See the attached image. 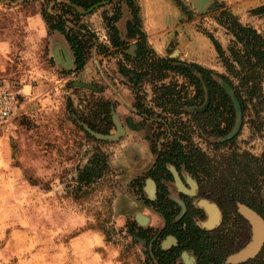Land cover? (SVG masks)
Wrapping results in <instances>:
<instances>
[{"label":"rangeland","instance_id":"obj_1","mask_svg":"<svg viewBox=\"0 0 264 264\" xmlns=\"http://www.w3.org/2000/svg\"><path fill=\"white\" fill-rule=\"evenodd\" d=\"M45 1L0 0V87L18 98L15 117L0 124V264H156L152 243L164 220L149 204L155 200L147 191L150 182L155 188L160 177L179 210L175 200L185 204L182 197H187L198 209L195 203L201 199L178 190L169 171L173 166L165 165L170 177L158 170V154L176 142L216 162L233 152L264 159V134L249 124L254 119L250 113L241 130L226 138L200 135L189 115L200 109L178 107L173 112L159 99L162 85H186L176 79L180 76L169 73L166 80L139 83L123 76L124 71H141L132 50L126 52L129 61L110 46L114 54L107 56L92 50L80 73L63 70L51 53L50 35L58 33L48 31L41 17ZM206 1L207 6L197 8ZM137 3L143 41L158 58L222 74L205 36L212 35L223 48L229 42L214 20L216 5L264 36V16L253 13L264 0ZM101 12L82 22L99 43L109 45ZM128 19L122 6L118 28L128 25ZM185 88L191 98L192 86ZM262 89L264 94V81ZM85 128L112 138H96ZM99 154L107 164L102 178L78 185L79 171ZM177 173L190 189L187 177L196 180L183 167ZM261 189L264 200V184ZM206 219L204 212V219L195 223ZM167 238L158 240L163 249L170 243ZM230 258L225 264H231ZM178 262L184 264L182 257Z\"/></svg>","mask_w":264,"mask_h":264},{"label":"trees","instance_id":"obj_2","mask_svg":"<svg viewBox=\"0 0 264 264\" xmlns=\"http://www.w3.org/2000/svg\"><path fill=\"white\" fill-rule=\"evenodd\" d=\"M50 2L51 9L47 10ZM122 6L130 12L138 37L133 59L126 53L128 46L121 40L117 28ZM214 7V20L230 39L223 48L212 35L205 36L215 49L224 71L222 74L200 66L158 58L143 41L137 0H46L41 17L48 31L64 36L74 56V72L79 73L84 69L92 50L104 56L114 54L109 52L110 46L122 54L124 60L132 59L141 65L140 72L129 71L138 83L144 80L162 81L169 73L185 79L186 85L193 88L191 98L187 97L185 84L162 85L157 92L163 103L173 107V112L178 107L200 109L189 113L200 135L222 139L229 136L236 126V107L223 85L230 89L238 103L241 115L239 130L246 124L247 114L252 113L254 119H250L249 124L255 131L264 134V118L261 116L264 108V36L253 27L242 24L227 8L223 9L224 6ZM220 8L223 10L217 12ZM99 10H102L101 18L109 45L99 43L96 33L82 22L83 17ZM253 13L264 16V3ZM158 161V170L166 177H170V174L165 165H171L177 171L183 167L197 181V197L216 204L222 211L223 222L214 230L199 228L195 220H203L204 213L193 207L189 200H186L185 213L175 221L179 207L168 199L167 188L160 177L156 178V200L149 204L157 209L167 224L159 238L172 236L176 240V246L168 250H162L158 242L152 244L151 252L156 264H180L178 259L182 252L191 253L195 264H225L226 259L245 248L251 238V226L238 213V206L251 210L264 225L261 189L264 184L263 158L233 152L216 162L198 150L191 148L186 151L180 143L173 142L158 154ZM106 170L105 157L99 154L79 171L77 184L89 186L95 179H101ZM241 264H264V242L252 258Z\"/></svg>","mask_w":264,"mask_h":264},{"label":"water","instance_id":"obj_3","mask_svg":"<svg viewBox=\"0 0 264 264\" xmlns=\"http://www.w3.org/2000/svg\"><path fill=\"white\" fill-rule=\"evenodd\" d=\"M208 4H209L208 1H206L203 4V6H201L202 5L201 4L200 5L201 7L200 6L199 7L204 8ZM223 87L231 95V97L234 101L236 111H237V123H236V126H235L233 131L236 130L238 132L240 124H241V115H240L239 106H238V103L236 102V99L232 95V92L230 91V89L225 85H223ZM85 129L89 132V134H91L92 136H94L96 138L103 139V140H110L112 138L110 136H103V135L94 133L87 128H85ZM233 131H232V133H233ZM232 137H230L228 139H231ZM169 171L173 176L174 182H175L178 190H180L182 193H184L190 197H196L197 196L198 185H197L196 181L187 177V182H188L190 189H186L183 186L182 181H181L177 171L173 167H169ZM150 184H151L150 190L147 188V191L149 194L155 196V188H154L153 182H150ZM175 202L177 204H179V206L181 207V212L177 218V220H178L185 213L186 206H185V204H183L179 200H175ZM195 206L198 209L203 210L207 215L206 221L197 225L199 228H201L203 230L210 231V230H213L214 228H216L220 224L221 215H220V211H219L218 207L216 206V204H214L213 202H210L208 200H205V199H199L195 203ZM239 208H240L239 211L242 214V216L246 220H248L252 226V230H253L252 231V240L245 248H243L241 251H239L237 254L233 255L230 258L229 263H231V264L232 263L233 264H239V263H242V262L248 260L249 258H252L259 251V249L261 248V246L264 242V225H263L261 219L255 213H253L251 210H249L248 208H246L244 206H239ZM167 240L169 242H172L173 244L176 243V240L173 237H168ZM182 259L184 261V264H195L194 258L189 257V255L186 252L182 253Z\"/></svg>","mask_w":264,"mask_h":264},{"label":"crops","instance_id":"obj_4","mask_svg":"<svg viewBox=\"0 0 264 264\" xmlns=\"http://www.w3.org/2000/svg\"><path fill=\"white\" fill-rule=\"evenodd\" d=\"M126 10L128 12V16H129V19H128L129 24L127 25L126 23H124L122 25L123 31L120 28H118V26H117V28H118L119 36H120L121 40L123 42H125L128 46L127 51L132 50V53L134 54V57H135L136 42H137L138 37L135 33V29H134V26L132 23V18H131L130 12L128 11L127 8H126ZM44 33H46V31ZM50 43L52 46L51 47L52 57H54V59L56 60L57 65L65 71L74 70V68H75L74 56H73V53H72L70 47L68 46L67 42L65 41L64 36L60 33L54 34V35L51 34L50 35ZM55 43H57V45H58L57 49H55ZM123 73H124L123 76H126V78H128V80H131V81L136 80L137 81V78L133 74H129L128 71L127 72L124 71ZM176 79L185 80L181 76L179 78L176 77ZM80 81H82V80H80Z\"/></svg>","mask_w":264,"mask_h":264},{"label":"built area","instance_id":"obj_5","mask_svg":"<svg viewBox=\"0 0 264 264\" xmlns=\"http://www.w3.org/2000/svg\"><path fill=\"white\" fill-rule=\"evenodd\" d=\"M17 106V94L7 87H0V124L15 117Z\"/></svg>","mask_w":264,"mask_h":264},{"label":"flooded vegetation","instance_id":"obj_6","mask_svg":"<svg viewBox=\"0 0 264 264\" xmlns=\"http://www.w3.org/2000/svg\"><path fill=\"white\" fill-rule=\"evenodd\" d=\"M203 6V5H202ZM197 7V6H196ZM197 8H199V7H197ZM198 112V111H197ZM182 113H184V112H182ZM181 113V114H182ZM195 113V112H194ZM198 185V184H197ZM156 194H157V185H156V182H155V200H156ZM197 195H198V192H197ZM182 198H184L183 199V201H184V203L186 204V200H189L187 197H182ZM170 200V199H169ZM172 201V200H171ZM173 202V201H172ZM191 204V203H190ZM192 205V204H191ZM217 206V205H216ZM218 207V206H217ZM218 209H219V211H220V215H221V220H220V224L216 227V228H218L221 224H222V222H223V214H222V211H221V209L218 207ZM239 206H238V213L240 214V215H242L241 213H240V211H239ZM180 211H181V209H180ZM180 213V212H179ZM204 213V212H203ZM163 220H164V225H163V228H162V230L160 231V233L158 234V236L155 238V240L153 241V243H154V245L158 242V240H159V236H160V234L164 231V229L166 228V221H165V219L163 218ZM179 220V219H178ZM178 220H175V221H178ZM248 221V220H247ZM249 222V221H248ZM249 224H250V222H249ZM250 226H251V224H250ZM216 228H214V229H216ZM213 229V230H214ZM250 233H251V238H250V242H251V240H252V226H251V228H250ZM167 237H170V236H164L163 237V239H165V238H167ZM172 237V236H171ZM174 238V237H173ZM249 242V243H250ZM152 243V244H153ZM248 243V244H249ZM247 244V245H248ZM246 245V246H247ZM176 246V243L175 244H173L172 242H170V243H168V247L167 248H165V249H163L162 247H160L162 250H168V249H170V248H172V247H175ZM245 246V247H246ZM242 250V249H241ZM240 250V251H241ZM183 253V252H182ZM182 253H181V257H182ZM238 253V252H237ZM237 253H235V254H237ZM235 254H233V255H235ZM233 255H230L228 258H230V257H232ZM227 258V259H228ZM245 262V261H244ZM243 263V262H242ZM239 264H241V263H239Z\"/></svg>","mask_w":264,"mask_h":264},{"label":"bare ground","instance_id":"obj_7","mask_svg":"<svg viewBox=\"0 0 264 264\" xmlns=\"http://www.w3.org/2000/svg\"><path fill=\"white\" fill-rule=\"evenodd\" d=\"M200 8V7H199Z\"/></svg>","mask_w":264,"mask_h":264}]
</instances>
